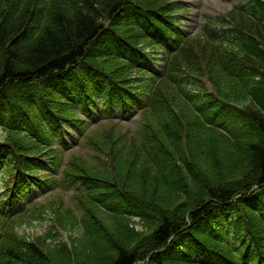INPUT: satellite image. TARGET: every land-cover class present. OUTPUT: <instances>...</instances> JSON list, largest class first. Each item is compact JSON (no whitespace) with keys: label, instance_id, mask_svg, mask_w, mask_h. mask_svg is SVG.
Segmentation results:
<instances>
[{"label":"trees","instance_id":"trees-1","mask_svg":"<svg viewBox=\"0 0 264 264\" xmlns=\"http://www.w3.org/2000/svg\"><path fill=\"white\" fill-rule=\"evenodd\" d=\"M163 1L0 0V125L5 130L0 151L12 150L16 169H29L30 158L51 152L44 119L54 125L62 117L70 120L76 98L87 112L93 82H79L77 96L62 84L75 66L97 68L126 97L134 63L109 53L103 36L112 32L134 45H149L141 32L119 26L118 13L127 2L164 10ZM259 13L260 24L241 19L239 27L247 34L242 53L185 48L169 59L166 76L138 96L141 103L151 101L155 119L164 105L169 114L149 122L140 140L102 133L109 144V170L102 177L78 169L75 160L64 170L85 191L78 196L83 213H73L70 221L80 233L76 242L48 244L44 235L23 242L7 237L8 231L0 235V264H264V10ZM108 20L112 24L106 28ZM197 55L205 70L195 64ZM202 71L219 87L227 75L240 73L243 84L228 79L224 90L229 100L245 105L225 106L215 97L191 93L189 77ZM217 114L216 119H230L226 131L211 123ZM24 119L31 121L26 128L18 124ZM232 120L238 128L231 129ZM25 212L19 219L5 218L6 228L51 214L41 203ZM53 214L61 227L69 224L62 208L54 207ZM227 216L236 242L222 239L219 224ZM134 218L142 230L131 226Z\"/></svg>","mask_w":264,"mask_h":264},{"label":"rangeland","instance_id":"rangeland-1","mask_svg":"<svg viewBox=\"0 0 264 264\" xmlns=\"http://www.w3.org/2000/svg\"><path fill=\"white\" fill-rule=\"evenodd\" d=\"M190 3V10L188 12L192 22L191 28L197 32L206 16H216L221 13H225L231 6L239 0H186ZM264 1V0H263ZM190 25V24H189ZM206 79V78H205ZM229 78H224L221 82L222 87H219L217 84L216 87L212 86L216 92L215 96L220 99H225L229 102L236 103L238 105H244L241 101H235L231 98L229 100L228 96L225 94V88L229 89ZM199 85L204 91H210L212 87L209 86L208 82L200 81ZM220 88V89H219ZM160 119H151V122L160 121ZM146 125H143V122L140 119L133 121L132 123H117V124H106L102 128L96 129L91 135L93 136L91 145L87 146L82 144V147L71 152L73 154V160L77 164L78 169H83L86 172L102 177L105 172L109 170V164L107 163V152H108V143L106 140L101 138L102 133H110L114 135V138L126 137L130 139L134 136L137 129L145 128ZM151 123H149V128ZM90 128H93L90 126ZM0 139H5L4 132L0 129ZM63 155V163H65L69 157L68 154ZM73 193V192H72ZM61 194V192L50 194L47 198L43 200V205L46 209L51 210V214L45 216V219L36 220L32 222L17 223L14 227V231L11 232L12 235L24 237L23 242L32 241V238L41 237L43 234L47 239L48 244H72L76 242L80 233L78 232V227L73 226L70 221L72 219L73 213H76L78 216H81L83 213L81 201L79 195H70ZM79 196V197H78ZM60 207L67 212L63 218L65 221H69V224L65 222L64 226L61 227L57 219L53 216V208ZM47 214V213H46ZM45 214V215H46ZM53 216V217H52ZM133 227H136L138 230H142L141 222L138 218L131 220ZM50 231V234L49 232ZM49 234V235H48ZM55 249V248H54Z\"/></svg>","mask_w":264,"mask_h":264},{"label":"bare ground","instance_id":"bare-ground-1","mask_svg":"<svg viewBox=\"0 0 264 264\" xmlns=\"http://www.w3.org/2000/svg\"><path fill=\"white\" fill-rule=\"evenodd\" d=\"M4 226V222H2V220H0V227L2 228Z\"/></svg>","mask_w":264,"mask_h":264}]
</instances>
